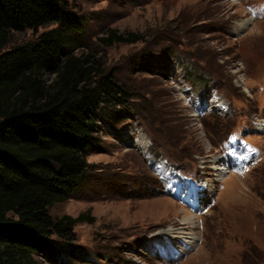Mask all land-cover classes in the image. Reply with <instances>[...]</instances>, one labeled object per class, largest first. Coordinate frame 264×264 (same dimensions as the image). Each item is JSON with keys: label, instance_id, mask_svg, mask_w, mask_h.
<instances>
[{"label": "rangeland", "instance_id": "374dc122", "mask_svg": "<svg viewBox=\"0 0 264 264\" xmlns=\"http://www.w3.org/2000/svg\"><path fill=\"white\" fill-rule=\"evenodd\" d=\"M73 7L83 25L72 33L75 52L96 57L130 95L101 109L78 189L48 207L52 217L89 213L91 221L73 228L86 255L71 263L264 264V0H76ZM50 27L12 32L5 49ZM109 29L144 39L105 45ZM146 54L154 61L148 67ZM165 168L170 174L159 173ZM171 184L178 187L166 190Z\"/></svg>", "mask_w": 264, "mask_h": 264}, {"label": "trees", "instance_id": "16d2710c", "mask_svg": "<svg viewBox=\"0 0 264 264\" xmlns=\"http://www.w3.org/2000/svg\"><path fill=\"white\" fill-rule=\"evenodd\" d=\"M75 1L0 0V264H72L86 255L73 228L91 221L88 211L52 217L48 207L78 189L101 109L130 94L96 57L75 52L72 33L83 28ZM49 26L5 49L12 32ZM100 39L111 45L144 36L109 29ZM141 64L153 65L152 56Z\"/></svg>", "mask_w": 264, "mask_h": 264}, {"label": "bare ground", "instance_id": "6f19581e", "mask_svg": "<svg viewBox=\"0 0 264 264\" xmlns=\"http://www.w3.org/2000/svg\"><path fill=\"white\" fill-rule=\"evenodd\" d=\"M141 143H144V142H141ZM142 145H143V144H142ZM142 148H143V147H142ZM223 168H224V167H223ZM218 169L222 170L221 167H218L217 170H218ZM194 193H195V192H194ZM196 195H197V194H196ZM197 206H198V205H197ZM188 220H190L189 217H188L187 219H184V221H185L184 223L186 224L187 222H189ZM189 233H191V232H189ZM191 234H192V233H191ZM171 235H172V234H171ZM170 238H171V241H172L174 238L177 239L178 237H177L176 235H172V236H170ZM172 242H173V241H172ZM190 243H192V242H189V244H190Z\"/></svg>", "mask_w": 264, "mask_h": 264}]
</instances>
